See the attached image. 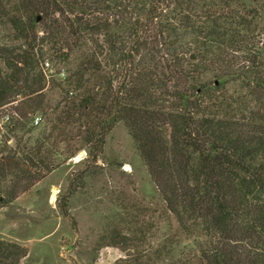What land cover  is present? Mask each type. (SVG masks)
<instances>
[{"label": "trees", "instance_id": "obj_1", "mask_svg": "<svg viewBox=\"0 0 264 264\" xmlns=\"http://www.w3.org/2000/svg\"><path fill=\"white\" fill-rule=\"evenodd\" d=\"M252 2L0 0V24L23 41L0 44V129L41 128L29 150L0 138L1 179L26 175L27 189L84 149L98 161L123 122L177 222L170 264H264V59ZM87 39L96 48L64 81L48 77L45 41L68 59ZM10 247L0 241V264Z\"/></svg>", "mask_w": 264, "mask_h": 264}, {"label": "rangeland", "instance_id": "obj_2", "mask_svg": "<svg viewBox=\"0 0 264 264\" xmlns=\"http://www.w3.org/2000/svg\"><path fill=\"white\" fill-rule=\"evenodd\" d=\"M252 5L260 11L252 35L264 59V0H253ZM219 20L220 25L223 21ZM21 42L9 23L0 24V44ZM210 45L209 51L215 52L219 43ZM42 46L43 58L53 63L51 69H43L44 64L42 69L59 82L74 70L86 49L96 48L87 39L79 52L64 59L54 53L48 41ZM242 55L236 53L234 61L241 62ZM51 87L48 82L45 90L49 97L59 99V90ZM227 87L230 94H238L240 89L237 82ZM36 114L45 124V115L41 111ZM1 116L2 111L0 120ZM40 130H17L5 136L7 129L1 128L0 138L8 137L9 149L29 150ZM28 183L26 175L0 177V241L12 245L7 264H15L17 259V264H170V237L178 232L177 222L123 122L108 134L98 161L88 158L84 149L25 189ZM14 193L17 196L11 200ZM180 240L189 241L184 235Z\"/></svg>", "mask_w": 264, "mask_h": 264}, {"label": "built area", "instance_id": "obj_3", "mask_svg": "<svg viewBox=\"0 0 264 264\" xmlns=\"http://www.w3.org/2000/svg\"><path fill=\"white\" fill-rule=\"evenodd\" d=\"M43 64H44L43 67H44L45 70H49V69H51V68L53 67V63H52V61H50L49 59H45V61H44ZM61 73H62V75H63L64 77H66V71H65V70H63ZM9 118H10V117L7 116V117H6V120H8ZM42 120H43V119H42V116H40V115H38V114H35V115H34V123H35V124H40V122H41Z\"/></svg>", "mask_w": 264, "mask_h": 264}, {"label": "water", "instance_id": "obj_4", "mask_svg": "<svg viewBox=\"0 0 264 264\" xmlns=\"http://www.w3.org/2000/svg\"><path fill=\"white\" fill-rule=\"evenodd\" d=\"M218 82V81H217Z\"/></svg>", "mask_w": 264, "mask_h": 264}]
</instances>
